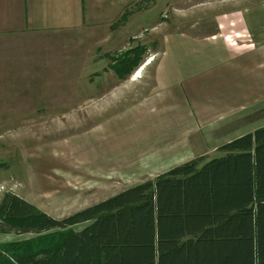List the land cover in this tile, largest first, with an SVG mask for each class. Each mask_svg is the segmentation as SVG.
Masks as SVG:
<instances>
[{"label": "rangeland", "instance_id": "1", "mask_svg": "<svg viewBox=\"0 0 264 264\" xmlns=\"http://www.w3.org/2000/svg\"><path fill=\"white\" fill-rule=\"evenodd\" d=\"M110 29H101L100 34L95 30V38L83 34L60 38L63 43L51 42L46 54L44 91L36 94L38 101L31 103L30 95L23 92L18 93L21 101H15L19 107H41L43 115L0 116V197L15 194L52 218L62 219L130 186L154 181L157 177H138L135 172L127 175V169L143 164L142 155L152 143L147 135L153 129L139 123L140 115L127 113L124 118L122 113L157 86L154 64L181 63L178 72L190 73L200 67L205 55L202 52L205 49L209 54L210 47L215 65L211 70L237 66L244 75L249 71L253 81L249 79L247 84L253 96L232 104L225 98L232 86L228 89L224 83L211 84L209 72L201 73L199 78L210 87L202 102L210 96V103H215L214 96H218L217 103L227 104L214 109L219 114L192 133V146L211 147L240 129L264 126V0H138ZM251 44L250 53L236 55ZM182 46L202 52L188 59ZM137 47L145 48L140 66L124 80L118 79L111 62ZM106 61H110L108 66ZM168 70L171 73V66ZM96 79L99 84L93 85ZM256 79L258 99L253 100ZM116 85L119 88L110 92ZM95 88L99 91L92 92ZM11 95L15 98L14 91ZM161 109L150 110V117L142 115L145 122H153L157 131L161 129L157 122ZM157 142H161L159 138ZM221 156L223 152L216 151L211 159ZM26 237L0 235V242Z\"/></svg>", "mask_w": 264, "mask_h": 264}, {"label": "trees", "instance_id": "2", "mask_svg": "<svg viewBox=\"0 0 264 264\" xmlns=\"http://www.w3.org/2000/svg\"><path fill=\"white\" fill-rule=\"evenodd\" d=\"M144 47L112 69L124 80ZM62 219L0 197V264H264V127Z\"/></svg>", "mask_w": 264, "mask_h": 264}, {"label": "crops", "instance_id": "3", "mask_svg": "<svg viewBox=\"0 0 264 264\" xmlns=\"http://www.w3.org/2000/svg\"><path fill=\"white\" fill-rule=\"evenodd\" d=\"M137 1L0 0V116H42L43 109L41 107H35L32 110L26 104L19 107L15 101H21L18 100L20 99L18 94L20 92L30 95L28 99L31 103L38 101L36 100V94L44 91L43 85L45 82L43 77L45 62H47L46 54L49 53L50 43H56L57 41L63 43L60 38L67 39L68 36L72 35L80 37V35L88 34L90 38H95L97 35L95 30L99 31V34L101 29L111 32L110 30L112 29L110 28L113 27V24L117 20L119 21L120 17L124 16L130 10V6L137 3ZM96 41L97 39L92 43ZM182 48L187 53L188 59L193 58L191 54L202 52L198 51L196 47L188 49V47L182 46ZM209 49V54H207L205 49L203 50L202 53L205 55L202 56L200 67L193 68L190 73L186 71L178 72L177 69H182L181 63L175 64L171 62L169 63L170 65H166V63L154 64L155 70L158 72L154 75L157 86L155 85L151 88V93L135 101L130 108H125L124 110L126 111L123 110L122 116L124 118L127 113L140 115L139 123L147 124V128L151 127L153 129V133L147 135V138L152 143L145 148V153L143 154H147L142 155L143 164L140 167L135 165L127 169V175L135 172L138 177L144 175L147 178H153L198 158H201L202 163H205L211 160V154L218 151L223 145L259 129V127H253L246 131H241L242 129H240L237 134L227 137L222 143H215L211 147L203 145L193 147L190 143V137L194 131H198L199 125H201L200 129H203L213 115L219 114L213 110L223 103L227 104L225 101L217 103L219 101L218 96H214L215 103H210V96L206 103L202 102L204 96L209 95L210 87L203 84V80L199 78L201 73L209 72L207 79L210 78L209 82L211 84L224 83L228 89L231 85V94L225 98L229 102L232 101V104L241 102L244 96H253V89L250 92L247 84L249 79L251 82L253 81V78H249V71L245 72L244 75L242 70H237V66L233 68L226 66L227 69L225 70H211L215 65L212 63L211 47ZM214 49H217V47H214ZM252 50L253 45L251 44L249 48L236 53V55L250 53L249 51ZM113 62H111V65ZM109 64L110 61L105 62V66ZM97 65L98 62L95 66ZM183 65L185 64L183 63ZM169 66H171L172 70L176 69V71L171 70V73H169ZM245 68L249 69L247 65H245ZM232 71H235V73H232ZM113 76H115L114 73ZM166 76L169 78L167 81ZM243 83L246 85L245 90ZM94 84H99V80H94ZM257 85L258 81L256 79V92L254 93L256 96L253 100L258 99L259 86L257 87ZM116 86H113L110 92L119 88L118 85ZM218 89L216 88L217 91ZM13 91L15 98H13V95L10 98V94ZM95 91L98 92L99 88L92 90V92ZM229 104L231 105V103ZM154 108H162L157 121L161 125V129L158 130L161 131V134H157L158 131L155 130L153 122L149 120L145 122L142 116L150 117L149 111H153ZM239 108L242 107L240 106ZM22 109L27 113H22L24 112ZM195 112L198 113L197 116L194 114ZM161 116H165L166 119L162 120ZM154 132L157 135H154ZM213 136L216 137L217 135ZM158 138L161 142L156 143ZM205 158L208 160L204 161ZM126 172H122V174L125 175Z\"/></svg>", "mask_w": 264, "mask_h": 264}, {"label": "bare ground", "instance_id": "4", "mask_svg": "<svg viewBox=\"0 0 264 264\" xmlns=\"http://www.w3.org/2000/svg\"><path fill=\"white\" fill-rule=\"evenodd\" d=\"M137 78L139 77V76H136Z\"/></svg>", "mask_w": 264, "mask_h": 264}]
</instances>
